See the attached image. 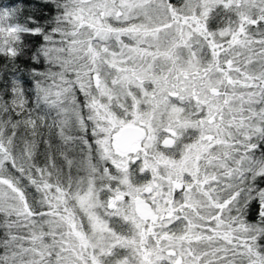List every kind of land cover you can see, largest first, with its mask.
Listing matches in <instances>:
<instances>
[{
  "label": "snow or ice",
  "instance_id": "6c2138e0",
  "mask_svg": "<svg viewBox=\"0 0 264 264\" xmlns=\"http://www.w3.org/2000/svg\"><path fill=\"white\" fill-rule=\"evenodd\" d=\"M0 264H264V0H0Z\"/></svg>",
  "mask_w": 264,
  "mask_h": 264
}]
</instances>
